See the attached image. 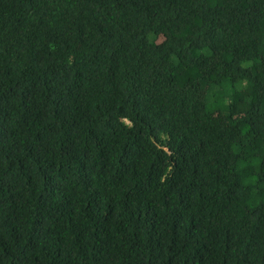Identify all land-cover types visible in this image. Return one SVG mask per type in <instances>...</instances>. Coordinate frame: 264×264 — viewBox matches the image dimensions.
Instances as JSON below:
<instances>
[{
	"label": "trees",
	"instance_id": "trees-1",
	"mask_svg": "<svg viewBox=\"0 0 264 264\" xmlns=\"http://www.w3.org/2000/svg\"><path fill=\"white\" fill-rule=\"evenodd\" d=\"M0 264H264V0H0Z\"/></svg>",
	"mask_w": 264,
	"mask_h": 264
}]
</instances>
